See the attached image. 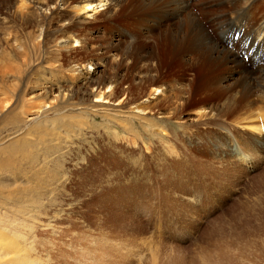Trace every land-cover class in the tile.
<instances>
[{
	"label": "bare ground",
	"instance_id": "6f19581e",
	"mask_svg": "<svg viewBox=\"0 0 264 264\" xmlns=\"http://www.w3.org/2000/svg\"><path fill=\"white\" fill-rule=\"evenodd\" d=\"M212 1L216 5L211 0H0V117L9 108L22 116L11 118L17 129L0 140V173L11 170L15 183L9 185L5 176L0 177V209L10 201L26 223L13 227L16 239L24 238L27 226L34 228L30 223L41 215L37 212L43 210V200L52 204L53 185L63 173L61 159L67 153L64 141L92 129L64 120L79 115L90 122L101 118L125 133L124 142L136 135V129L149 128L167 140L168 128L200 126L212 129L216 142L242 141L254 148L264 144V0ZM208 16L214 19L209 22L214 35L205 24ZM233 28L241 38L228 46L226 33ZM10 48L23 59L22 67L10 68ZM34 64L42 66L39 76L48 78L38 93L26 96L18 85ZM99 67H106L109 75L98 78ZM202 72L209 78L197 90L195 82ZM39 76L34 85L42 80ZM251 214L252 210L246 213L243 230L209 239L191 259L184 253H161L155 243L132 238L99 241L92 238V229L72 235L60 225L57 231L75 238L71 246L54 244L56 257L59 264H264L263 229L250 228ZM1 216L0 230H6L10 217L5 215L3 224ZM48 220L41 225L51 227ZM12 242L6 244L10 252L0 243V264L37 263L22 258L20 246ZM92 242L98 249L86 247Z\"/></svg>",
	"mask_w": 264,
	"mask_h": 264
},
{
	"label": "rangeland",
	"instance_id": "374dc122",
	"mask_svg": "<svg viewBox=\"0 0 264 264\" xmlns=\"http://www.w3.org/2000/svg\"><path fill=\"white\" fill-rule=\"evenodd\" d=\"M211 2L213 3L212 0ZM213 5H216V2ZM196 10L199 11V8ZM213 13H219L218 9ZM212 20L214 19L208 16L205 24L214 35V28L209 23ZM101 26L107 27L104 23ZM93 28L96 27L93 26ZM15 52L16 50L10 48L7 56L10 68L22 67L24 63L17 53V55L13 54ZM35 64L29 69L23 85H18V90L22 93L24 91L26 96L38 93L37 90L48 78L41 76L42 66H39L40 64L35 66ZM165 65L169 67V63ZM105 68L96 69L98 78L101 75H109V71ZM39 72H41L42 80H36L34 85L33 82L38 79ZM169 72L170 69L167 73ZM207 78L209 75L206 72H202L197 77L195 82L197 90L202 89L201 86ZM85 88L86 86L80 87L83 90ZM3 115L0 117V119L3 117L2 122L0 121V140L10 137V132L17 129L10 124L11 118L17 115L19 119H22L20 111H10V108ZM80 116L64 120V122L73 123L82 128L87 124L92 129L64 141L63 145L67 153L61 159L63 173L58 175L59 180L56 185H53L51 203L54 205L43 200V210L37 212L41 215L39 218L32 219L30 223L31 227L32 225L34 228L37 227L34 230L33 227L30 229L27 226L28 228H24L22 232L26 242L22 241L23 239L21 241L16 239L13 235L15 233L12 234L17 226L26 224L20 216L23 212L14 210L10 201L1 207L0 216L4 211L13 214L12 217L9 216V212L1 216L4 219L3 224L7 221V224H10L5 225V229L11 230L10 233L0 230V243L5 244L0 246L4 249L8 247L10 252V245L6 244L8 241L9 243L13 241L17 249L20 246L21 253H19L22 258L23 256L29 260L34 258L28 260L29 262L37 259L34 261V263L37 262L36 264H59L56 257L58 252L54 244L60 242L65 245L66 242L65 246L68 244L71 246L75 238L70 239L63 232L70 230L69 234L76 235L79 232L93 230L92 238L101 239L99 241L103 239L105 241L110 237L132 238L137 242L155 243L161 253H181L180 255L184 253L191 259L209 239L224 237L225 233L234 229L243 230L244 217L250 210L253 212L250 228L261 225L264 237V144L254 148L253 145L242 141L216 142L212 135L214 131L200 126L184 129L168 128L170 138L167 140L166 138L160 140L159 136H156L157 132L153 133L149 128L136 129L134 130L136 135L133 134L131 138L126 139L128 142H124L125 133L121 132L117 125H107L101 118L90 122L88 116ZM232 151H235L236 155ZM239 152L246 157L238 156ZM236 156L239 158L237 159ZM244 163L248 165L252 163L253 166L245 169ZM3 176L7 184H15L11 170L6 174L1 172L0 177ZM54 191L57 193L54 194ZM194 196H198V203H195L197 200ZM187 198L194 199V202L187 203ZM52 214L58 215H54V218ZM5 215L11 219L4 218ZM13 217L19 220L18 222L21 221V224L18 222L15 224ZM12 218L13 223H10ZM45 220L50 222L51 227L47 226L46 229L41 225L40 221ZM59 225L64 231H57ZM52 230L57 235L54 236ZM60 237L63 238L61 241ZM27 239L30 244L27 243ZM80 242L74 245L78 246ZM92 243L87 244L86 247L98 249L95 242ZM21 248L28 256L22 254L24 251Z\"/></svg>",
	"mask_w": 264,
	"mask_h": 264
}]
</instances>
